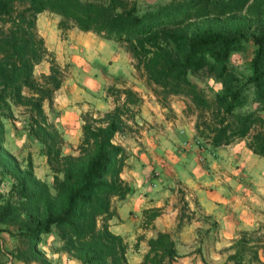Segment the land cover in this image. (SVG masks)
<instances>
[{
	"label": "trees",
	"instance_id": "1",
	"mask_svg": "<svg viewBox=\"0 0 264 264\" xmlns=\"http://www.w3.org/2000/svg\"><path fill=\"white\" fill-rule=\"evenodd\" d=\"M42 12L59 17L60 31L76 28L124 44L137 76L160 101L185 100L201 145L215 150L245 140V148L264 159V0H169L145 8L129 0H0V174L11 180L0 201V225L14 226L11 236L26 246L15 251V262L40 260L41 237L54 230L60 249L79 264H127L126 245L108 224L114 202L132 193L120 179L126 151L113 139L131 133L140 98L130 87H108L113 107L81 114L75 152L63 153L62 135L45 110L54 113L64 75L36 32ZM248 41L252 56L239 70L231 56ZM42 61L48 72L36 78L33 69ZM189 75L211 79L220 89L209 98ZM18 108L27 138L40 144L52 173L50 186L35 177L29 158L21 166L3 148V121L14 120ZM159 213L143 211V223L150 225ZM147 244L141 264H168L175 257L167 233ZM243 245L236 240L228 260L240 264Z\"/></svg>",
	"mask_w": 264,
	"mask_h": 264
},
{
	"label": "crops",
	"instance_id": "2",
	"mask_svg": "<svg viewBox=\"0 0 264 264\" xmlns=\"http://www.w3.org/2000/svg\"><path fill=\"white\" fill-rule=\"evenodd\" d=\"M41 37L53 51L45 34ZM105 61L98 59L99 65L91 69L85 65L75 81L63 79L54 94V113L45 110L62 135L65 154H74L80 140L81 114L101 115L113 107L105 91L110 83L107 77L119 70V61L113 67L107 66L108 76L100 70ZM131 89L140 98L129 122L132 131L116 135L113 140L126 151L120 179L132 188V193L114 202L115 217L108 221L109 230L126 245L127 264H141L148 240L157 233H167L174 243L175 257L168 264H233L228 256L234 253L239 230L255 225L254 220L245 217L247 201L254 199V193L243 183L230 189L226 171L230 163L218 155L220 148L211 150L194 138L193 123L184 121L181 102L163 105L156 96L134 86ZM242 170L239 167L233 173L238 182L239 178L246 181L248 176ZM182 201L186 205L184 217L179 219ZM148 209L160 210L150 225L143 223L142 212ZM41 238L50 240L42 247L49 264H79L60 249L56 231Z\"/></svg>",
	"mask_w": 264,
	"mask_h": 264
},
{
	"label": "rangeland",
	"instance_id": "3",
	"mask_svg": "<svg viewBox=\"0 0 264 264\" xmlns=\"http://www.w3.org/2000/svg\"><path fill=\"white\" fill-rule=\"evenodd\" d=\"M136 3L140 8H145L148 5L163 4L169 0H129ZM37 18L39 22L37 24ZM56 16L48 12H44L36 16V32L41 37L45 34V39L52 44L54 50L47 48L45 40L44 46L51 53L55 63L62 69L64 80H74L78 77L79 72L87 65L90 69L96 67L98 59H105L104 66H101V71L104 75L107 74V66L113 67V63H118L119 70L114 75H109L108 87H120L121 85L127 87H137L138 89L150 93L155 96L149 88H147L142 79H140L134 71L132 59L126 51V46L120 43H111L101 37L90 33L80 32L76 28H69L65 31L57 29ZM253 52V46L250 41L246 42L243 49L231 56V63L239 70H244L246 64L250 60ZM48 62L42 61L33 69V75L38 78L41 74L48 72ZM76 75V76H75ZM189 79L202 88L207 97L212 98L213 94L220 89V85L211 79H204L203 81L190 76ZM107 93V90L105 91ZM172 97V96H171ZM169 98V97H168ZM165 99L161 104L165 105L171 101L181 102L184 106L183 118L184 121L194 122V112L185 111V100L180 97H174L170 100ZM111 96V100L113 101ZM260 115L264 118V112ZM4 124V139L3 148L13 157L17 162L24 166L26 160L29 158L32 164L33 173L36 178L43 179L49 186L51 185L52 173L49 170L45 158L39 154L40 144L34 140L28 139L25 132V117L21 109H14V120H5ZM204 146V144L202 145ZM66 149H68L66 147ZM218 155L228 160V167L226 168L228 183L230 189L235 185L241 183L245 184L248 191L254 193V199L248 200L245 207V217L255 221L252 228L246 230H239L237 239L244 240V253L241 254L240 264H264V159L252 155L245 148V140H237L234 143L218 149ZM217 157V156H216ZM236 158V159H235ZM251 158V160H250ZM216 160V159H215ZM244 165V166H242ZM216 167V165H214ZM242 167L243 173H248L246 181L238 178L235 173L236 169ZM253 169V172H251ZM214 173L217 172L215 168L212 169ZM257 174H252L256 173ZM239 175V173H238ZM253 176V177H252ZM254 178V179H252ZM11 180L7 176L0 174V201L8 196ZM183 199V194L181 195ZM184 202V201H182ZM186 203L182 204L185 207ZM7 229V231H6ZM14 226L0 225V264H19L15 262L12 257L17 249L24 250L26 246L19 243L16 237L11 236L14 231ZM50 243L48 238H44L37 246L41 252L40 260L31 262L29 264H43V260L47 257L44 255L45 251L42 247ZM22 264V263H21ZM234 264V263H233Z\"/></svg>",
	"mask_w": 264,
	"mask_h": 264
}]
</instances>
